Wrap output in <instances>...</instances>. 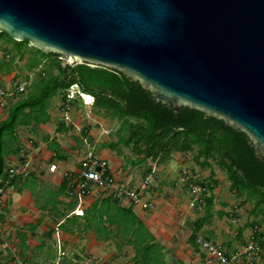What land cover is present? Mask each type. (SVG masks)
I'll return each mask as SVG.
<instances>
[{"label":"crops","instance_id":"1","mask_svg":"<svg viewBox=\"0 0 264 264\" xmlns=\"http://www.w3.org/2000/svg\"><path fill=\"white\" fill-rule=\"evenodd\" d=\"M0 42V88H11L36 70L27 64L30 54L36 53L31 44L26 45L24 57L19 59L11 52L13 43ZM7 99L8 104L6 101L0 107V121L8 117L13 104L12 97ZM50 113L46 123L18 126L5 146L0 185L10 167L19 171L0 201V264H54L58 236L65 264H145L137 259L136 251L142 252L146 244L152 243L161 253V264H218L210 262L195 238L193 241L195 222L207 208L202 211L190 206L189 181H183L184 171L216 184L214 212L212 209L196 237L202 235L231 252L259 226L255 234L264 240V211L254 209L251 203L239 205L240 199L232 198L235 194L220 168L195 160L192 166L190 157H182L179 152L169 160L179 166L177 181L171 186L156 182L159 174L155 162L136 165L137 162H124L112 147L95 149L100 158L108 161L106 174L115 185L135 187L154 176L143 197L152 201L153 207L145 208L129 198H115L104 189L80 195L81 161L86 151L80 149L78 138L68 136L71 127L61 120L59 99ZM139 161L146 163V159ZM52 165L55 169H51ZM244 210L246 220L242 219ZM262 245L263 251L256 259H243L242 264H264Z\"/></svg>","mask_w":264,"mask_h":264},{"label":"water","instance_id":"2","mask_svg":"<svg viewBox=\"0 0 264 264\" xmlns=\"http://www.w3.org/2000/svg\"><path fill=\"white\" fill-rule=\"evenodd\" d=\"M0 32L222 119L264 161V0H0Z\"/></svg>","mask_w":264,"mask_h":264},{"label":"trees","instance_id":"3","mask_svg":"<svg viewBox=\"0 0 264 264\" xmlns=\"http://www.w3.org/2000/svg\"><path fill=\"white\" fill-rule=\"evenodd\" d=\"M0 41L13 43L14 50L11 52L19 59L24 57V47L30 44L28 40H15L5 32H0ZM33 48L36 55L30 54L28 66L35 67V72H38L44 61L51 58V67L49 70L45 68L42 72L45 76L40 75L33 82H30V76H25L22 82L27 88L30 86V90L25 95L20 93V98L10 106L8 117L0 121V172L4 167L7 140L15 136L17 127L46 123L51 118L54 97L58 96L62 103L64 89L72 83H78L84 92L94 97L91 111L94 108L102 112L113 110L121 118H125L121 129H130L125 142L134 143V149L142 159L150 158L155 163L168 162L173 154L179 152L187 155L196 146L197 151L193 156L195 162L204 166L217 165L224 170L230 182V190L240 199L239 205L251 203L254 209L264 211V161L256 155L254 145L245 132L189 106L183 105L175 112L166 104L155 100L151 92L138 81H131L114 68L93 66L87 62L63 65L59 54ZM51 68L56 69V73ZM83 107L77 101L73 115H78ZM132 118L137 120L136 123L131 122ZM88 130L89 125L85 124L82 133L86 134ZM198 179L206 180L211 186L204 206L207 212L195 222L193 241L194 238L196 241L197 231L212 214L216 186L211 179ZM239 205L233 210H237ZM137 239L139 241V237ZM146 245L142 252L137 249V259L145 264H161L159 249L153 243Z\"/></svg>","mask_w":264,"mask_h":264},{"label":"built area","instance_id":"4","mask_svg":"<svg viewBox=\"0 0 264 264\" xmlns=\"http://www.w3.org/2000/svg\"><path fill=\"white\" fill-rule=\"evenodd\" d=\"M62 59L67 60L65 58ZM14 86V88H0V107L5 106L8 97L18 95L25 90L24 85L21 83ZM63 93L64 99L61 103V118L64 122L71 121L77 101H80L84 108L91 110L94 97L84 92L78 83L70 84L64 89ZM108 165L107 160L100 158L92 152L88 153L86 158L81 161L82 175L79 180L80 195H87L93 190L104 189L115 198H129L134 203H142L145 208L154 206L152 201L143 200L144 192L151 184V176H148L142 183L135 187L125 184L115 185L113 179L106 174ZM51 169H55V165H52ZM18 171L19 169L16 167H10L7 170L6 176L0 185V201L3 198L5 190L12 185ZM182 178L183 181H189L190 206L192 208L202 209L205 206L211 185L206 180H199L197 175H191L187 171H184ZM255 231H258L257 226L254 228V232L248 240L231 252L222 244L213 242L202 235L197 236L196 242L207 253L210 262H216L218 264H242L243 259H256L263 251L262 238L258 237ZM57 242L58 256L54 264H65V252L59 236L57 237Z\"/></svg>","mask_w":264,"mask_h":264},{"label":"rangeland","instance_id":"5","mask_svg":"<svg viewBox=\"0 0 264 264\" xmlns=\"http://www.w3.org/2000/svg\"><path fill=\"white\" fill-rule=\"evenodd\" d=\"M50 61H51V58H47L44 61V64L42 63L43 64L42 67H39L40 69L38 72L34 71L31 75L27 74L28 76H30V82H33L34 80L38 79L40 75H44L42 74V72L44 71L45 68H46L45 70L50 69L51 67L49 65L51 64ZM61 61L63 65H65L66 63L71 64L70 60L67 61V60L62 59ZM51 70H53V72L56 73V69L51 68ZM23 78L24 76L22 77V79ZM23 83L24 82H21V84ZM14 87L15 86L13 85L11 88H14ZM24 87H25V90L23 91L22 94L25 95L30 90L29 88L30 86L27 88L26 85H24ZM22 94L15 95V97L13 96L11 99L13 101L12 103L18 100ZM8 98H11V97H8ZM6 101L8 104L10 100L6 99ZM52 102H53V105L56 106L58 102V96L57 97L55 96ZM123 120H125V118H121L113 110H110L108 112H102V110H99L98 108H94L93 111H91L90 109L83 107L82 111L79 112L78 115H72V119L70 121L71 123L67 122L69 125H72L71 129L68 131V133L70 132L68 136H70L71 138L79 139L80 149L86 151V155L84 156V158H86V156L90 152L97 155L95 149L97 150V149L112 147L116 149V151H118L119 156L123 158L124 162L127 161L128 163V162L133 161V162H137L136 165H141V166L147 165L148 162L154 163V161L150 158L148 159L149 161L146 159L145 164H143L144 162H140L139 158H141L142 156H139L137 154L138 152H136V150L134 149V143L131 142L130 144H127L125 142V137H128V134L130 133V129L129 127H127V129L125 130L121 129ZM130 120L132 123H136L137 121L133 118ZM85 124L86 126L89 125V130L86 132V134H83L82 128ZM196 149L197 148L195 146L193 149L194 151H190V153L186 155L187 158L190 157V159L188 160L190 161V164L192 166H193L192 162L194 160L193 156L195 152L197 151ZM181 156L183 157L185 156V154H182ZM154 166L157 167L156 173L159 174V176L156 177V182L173 186L172 184L177 181L176 176L178 175V169H177L179 167L178 163L175 160H173L172 163L170 161L169 162L163 161L160 163L156 162ZM215 167L219 169L217 165H215ZM186 168H190L189 165L186 164ZM135 169L141 172L140 168L135 167ZM221 171H223V173H221V176H226L225 171L222 169ZM150 176L154 177L152 175ZM224 190H228V187H225ZM232 198H237V197L236 195H234L232 196ZM243 207L245 208V206ZM203 208H202V211L205 210V208L204 209ZM213 212H214V209H213ZM243 212L244 213H243L242 219L246 220V211L244 210ZM251 219L252 217L247 218V220H249V223H251L250 222ZM248 226L249 225L247 224L246 227Z\"/></svg>","mask_w":264,"mask_h":264}]
</instances>
